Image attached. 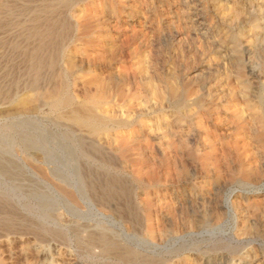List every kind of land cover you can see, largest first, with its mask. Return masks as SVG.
<instances>
[{
  "label": "rangeland",
  "instance_id": "rangeland-1",
  "mask_svg": "<svg viewBox=\"0 0 264 264\" xmlns=\"http://www.w3.org/2000/svg\"><path fill=\"white\" fill-rule=\"evenodd\" d=\"M49 1L58 3L57 0H0V264H264V0H82L70 7L59 3L60 10L55 14L66 21L59 28L60 39L45 53L64 58L63 70L66 58L86 66L80 58H118L119 66L123 64L129 72L137 74V82L129 77L133 83L109 63L103 69L97 64L99 71L88 70L91 72L88 77L94 76L96 81L87 90L79 84L71 91L73 97L82 101L86 98L84 103L91 106L102 100V87L98 92L97 86L105 84L113 89L115 84H120L123 102L114 107L113 114L130 113L131 117L142 100L139 107L142 111L154 104L151 86L168 97L173 89L180 90L186 85L203 97L197 108L199 118L180 120L170 106L159 119L155 114L144 116L143 125L137 123L120 141L108 137L103 130L94 134L88 127L64 116L62 112L70 111V107L57 111L46 104L41 106L43 101L34 84L36 73L32 64L39 43L35 38L37 28L49 27L47 21L52 14L42 11ZM145 60L151 66L150 75L158 72L155 81L145 75L148 66ZM62 69L58 67L50 82H43V99L47 100L54 92L57 100L65 96L61 92ZM46 74L48 78L49 72ZM141 76L147 78L144 77L143 85L138 83ZM40 138L47 140L44 151L39 149ZM133 171L141 177V182L135 180ZM69 189L74 191L71 196ZM108 206L114 208L105 210ZM105 239L112 243H105Z\"/></svg>",
  "mask_w": 264,
  "mask_h": 264
},
{
  "label": "bare ground",
  "instance_id": "bare-ground-1",
  "mask_svg": "<svg viewBox=\"0 0 264 264\" xmlns=\"http://www.w3.org/2000/svg\"><path fill=\"white\" fill-rule=\"evenodd\" d=\"M8 1V0H7ZM34 1V0H33ZM46 1V0H45ZM58 1V3H52L51 1H49L48 2V5H45V7H44V9L42 10V11H44V12H46V13H51L52 15H50L49 17H48V21H47V26H48V24H49V27L48 28H46V29H39V28H37V32H36V35H35V38L37 37L38 39L37 40H39V43H38V46H37V50H36V56H35V63L34 64H32V66H33V69H34V71H35V73H36V78H35V80H34V84H35V87L38 89V91L40 90V99L43 101V103L41 104V106H44L45 104L46 105H48V106H50L51 107V109H53V110H61V108L63 107V108H67V107H70V111H63L62 112V114L64 115V116H66V117H68V118H70V120L71 119H73L77 124H79L80 126L82 125V126H86V127H88V129H90V131L92 132V133H94V134H97L98 132H100V131H104L105 132V134L108 136V137H110V138H113L114 140H117V141H120L121 139H123L124 137H125V132L127 131V130H129L130 128H132V127H134V126H136L137 125V123L138 124H140V125H143V121H142V118L144 117V116H148V115H150V114H155L156 115V118H160L161 117V115H162V113H164V111L168 108V107H170V106H172L173 108H174V110H175V112L178 114L177 116H178V119H188V120H194V119H196V118H199L200 116L198 115V110H197V108H199V105H200V103H201V100H202V96L198 93V91H194V90H192L191 88H189V87H187L186 85H181L182 87L180 88V90H176V89H173L172 90V92H171V94H170V96H166V95H164V93H162L161 95H160V93L158 92L159 90L156 88V87H152L151 86V92H152V95H153V99H154V104H152V105H150V106H147V108H146V106L144 107V108H146V111H142L139 107L142 105L141 104V102L143 101L142 99V101L141 102H139V103H137V106L134 108V115H133V117H131V114L130 113H128L127 115H124V114H121L120 116H115L114 114H113V111H114V107L115 106H118V105H120L122 102H123V100H122V96H121V85L120 84H115V87L113 88V89H111V87H108V86H105V84L104 85H102V86H97L96 87V91H100V89H101V87H102V89H101V92L103 93V95H102V100H99V101H97V102H95L93 105H88L87 103H84L85 101V99L82 101V100H78L76 97H73V95H71V91L74 89V90H76L75 88L77 87V86H79V84H81L85 89L86 88H90L91 87V85H92V83L93 82H95L96 80L94 79V76L93 77H91V78H89L88 77V75H91V72H89L88 70H94L95 72L98 70V67H97V64H100V69H103V67H106V63H109L110 64V66H114L115 68H116V71L118 72V74L120 75L121 73H125L126 74V77H127V80L130 82V80L131 79H129V77L131 78V77H133L132 79H134L136 82H137V74H136V72H129V69L128 68H126L125 66H123V62L124 61H122L121 60V63L120 64H122V65H120L119 66V60H118V58H80V60H81V62L82 63H87L88 64V66H86V65H78L77 64V62H76V60L75 59H73V58H66V69L65 70H63L62 69V63L61 62H64L65 61V59L64 58H57L58 56L57 55H55V54H50V55H47L45 52H47V50H48V48H52L53 47V45H54V42L58 39H60V37H61V32H60V27L65 23V18L64 19H62V18H60V16H57L55 13V11L56 10H60V9H58L59 8V3H61V5H63V7L65 6V7H70L71 5L73 6L74 4L76 5V4H78L80 1H82V0H57ZM93 1V0H92ZM108 1V0H107ZM147 1V0H146ZM11 2V1H10ZM37 2V1H36ZM135 3V2H134ZM137 3V2H136ZM17 5H18V3H16ZM57 4V5H56ZM38 5V4H37ZM90 5V4H89ZM143 5V4H142ZM145 5V4H144ZM12 6V5H11ZM58 6V7H57ZM84 6V5H83ZM133 6V5H132ZM149 6V5H148ZM10 7V6H9ZM32 7V6H31ZM81 7V6H80ZM131 7V6H130ZM133 8V7H132ZM138 8V7H137ZM87 9V8H86ZM98 9V8H97ZM134 9V8H133ZM32 10V9H31ZM30 10V11H31ZM39 10V9H38ZM77 10V9H76ZM137 10V9H136ZM23 11V10H22ZM29 11V12H30ZM37 11V10H36ZM53 11V12H52ZM73 11V10H72ZM91 11V10H90ZM144 11V10H143ZM66 12V11H65ZM64 12V13H65ZM74 12V11H73ZM166 12V11H165ZM170 12V11H169ZM4 13V12H3ZM58 13V12H57ZM101 13V12H100ZM5 14V13H4ZM99 14V13H98ZM103 14V13H102ZM28 15V14H27ZM53 15H55V16H53ZM168 15V14H167ZM25 16V15H24ZM64 16V15H63ZM62 16V17H63ZM70 16V15H69ZM3 17V16H2ZM1 17V18H2ZM17 17V16H16ZM42 17V16H41ZM66 17V16H65ZM102 17V16H101ZM104 17V16H103ZM140 17V16H139ZM144 17V16H143ZM179 17V16H178ZM67 18H68V16H67ZM156 18V17H155ZM169 18H170V16H169ZM24 19V18H23ZM36 20V19H35ZM105 20V19H104ZM4 21V20H3ZM26 21H27V19H26ZM46 21V20H45ZM71 21H73V20H71ZM154 21H155V19H154ZM21 22H22V20H21ZM10 23V22H9ZM45 23V22H44ZM175 23V22H174ZM180 23V22H179ZM2 24V23H1ZM0 24V25H1ZM134 25V24H133ZM126 26V25H125ZM136 26V25H135ZM149 26V25H148ZM138 27V26H137ZM140 27V26H139ZM139 27H138V29H139ZM15 29V28H14ZM99 29V28H98ZM126 29V28H125ZM140 29H142L141 27H140ZM16 31V30H15ZM126 31V30H125ZM124 31V32H125ZM144 31V30H143ZM8 32V31H7ZM93 32V31H92ZM122 32V31H121ZM123 32V33H124ZM145 32V31H144ZM126 33V32H125ZM138 33V32H137ZM147 33V32H146ZM145 33V34H146ZM160 33V32H159ZM26 34V33H25ZM70 34V33H69ZM91 34V33H90ZM128 34V33H127ZM126 34V35H127ZM180 34H181V32H180ZM17 35V34H16ZM15 35V36H16ZM34 35V34H33ZM72 35H73V33H72ZM134 35V34H133ZM133 35H131V36H133ZM139 35V34H138ZM137 35V36H138ZM143 35H144V33H143ZM143 35H142V37H143ZM148 35V34H147ZM94 36V35H93ZM112 36V35H111ZM115 36V35H114ZM124 36V35H123ZM145 36V35H144ZM89 37V36H88ZM95 37V36H94ZM97 37V36H96ZM125 37V36H124ZM124 37H121V38H124ZM129 37V36H128ZM134 37V36H133ZM156 37V36H155ZM25 38V37H24ZM112 38V37H111ZM140 38V37H139ZM153 38V37H152ZM23 39V38H22ZM69 39V38H68ZM97 39V38H96ZM108 39V38H107ZM125 39H126V37H125ZM142 39V38H141ZM146 39V38H145ZM144 39V40H145ZM154 39V38H153ZM21 40V39H20ZM151 40V39H150ZM129 41V40H128ZM149 41V40H148ZM70 42V41H69ZM97 42V41H96ZM108 42H109V40H108ZM120 42V41H119ZM129 42H131V41H129ZM146 42V41H145ZM144 42V43H145ZM33 43V42H32ZM56 43V42H55ZM73 43V42H72ZM105 43V42H104ZM37 44V43H36ZM63 44V43H62ZM139 44V43H138ZM138 44H136V45H138ZM151 44V43H150ZM66 45V44H65ZM120 47V46H119ZM118 47V48H119ZM151 47V46H150ZM56 48H58V45L56 46ZM86 48V47H85ZM142 48V47H141ZM59 49V48H58ZM72 49V48H71ZM122 49V48H121ZM147 49V48H146ZM67 50V49H66ZM124 50V49H123ZM122 50V51H123ZM137 50H138V48H137ZM30 51V50H29ZM117 51V50H116ZM135 51V50H134ZM144 51V50H143ZM127 52V51H126ZM137 52V51H136ZM28 56V55H27ZM63 57V56H62ZM79 57H81V56H79ZM120 57V56H119ZM126 57H128V56H126ZM129 59V58H128ZM172 59V58H171ZM194 59H196V58H194ZM200 59V58H199ZM213 59V58H212ZM79 60V59H78ZM106 60H108L109 62H106ZM126 60V59H125ZM216 60V59H215ZM241 60V59H240ZM239 60V61H240ZM128 61V60H127ZM167 61V60H166ZM170 61V60H169ZM176 61V60H175ZM180 61V60H179ZM201 61V60H200ZM206 61V60H205ZM218 61V60H217ZM145 62H146V60H145ZM159 62V61H158ZM163 62H164V60H163ZM182 62V61H181ZM187 62V61H186ZM127 63V62H126ZM147 64H148V66H146V68L144 69V71H145V75L147 74L148 76H147V78L149 77V68L151 67H149V61L148 62H146ZM154 63V62H153ZM194 63V62H193ZM198 63V62H197ZM209 63V62H208ZM242 63V62H241ZM104 64H105V66H104ZM128 64V63H127ZM155 64V63H154ZM169 64H170V62H169ZM173 64V63H172ZM210 64H212V63H210ZM130 65V64H129ZM180 66V65H179ZM210 66V65H209ZM226 66V65H225ZM58 67L59 68H61L62 69V73H61V77H62V91L61 92H64V95L65 96H63V98L62 97H60L58 100L55 98V94L54 93H56V92H54V93H51L49 96H48V99L47 100H45V99H43L42 98V95H43V93H42V91L44 90V86H43V82L45 81V82H50L51 80H52V78H53V76L56 74V72H57V69H58ZM156 67H158V66H156ZM156 67H153V68H156ZM163 67V66H162ZM189 67V66H188ZM240 67V66H239ZM30 68V67H29ZM160 68V67H159ZM158 68V69H159ZM165 68V67H164ZM176 68H177V66H176ZM227 68V67H226ZM110 69V68H109ZM181 69V68H180ZM187 69V68H186ZM210 69H211V67H210ZM105 70V69H104ZM152 70V69H151ZM156 70V69H155ZM162 70H163V68H162ZM167 70V69H166ZM189 70V69H188ZM33 71V70H32ZM99 71V70H98ZM132 71V70H131ZM185 71V70H184ZM213 71V70H212ZM227 71V70H226ZM28 72V71H27ZM46 72H49V74H48V78H47V74H46ZM152 72V71H151ZM164 72V71H163ZM177 72V71H176ZM180 72V71H179ZM209 72H210V70H209ZM225 72V71H224ZM156 73H158V72H156V71H154L151 75H150V80H154L155 79V75L157 76V74ZM162 73V72H161ZM172 73V72H171ZM174 73V72H173ZM183 73V72H182ZM200 73V72H199ZM198 73V74H199ZM214 73V72H213ZM212 73V74H213ZM45 74H46V77H45ZM201 74V73H200ZM225 74V73H224ZM104 75V74H103ZM108 75H109V73H108ZM114 75H115V73H114ZM119 75H118V78L120 79V77H119ZM130 75H132V76H130ZM163 75H165V73L163 74ZM173 75H175V74H173ZM178 75V74H177ZM177 75H176V77H177ZM202 75H203V73H202ZM226 75V74H225ZM224 75V76H225ZM26 76V75H25ZM191 76V75H190ZM201 76V75H200ZM59 77V76H58ZM58 77L56 78V79H58ZM110 77V76H109ZM116 77V76H115ZM144 77L145 76H141V78L140 77H138V79L140 80V81H138V83H140V85H143L144 83H143V81H144ZM180 77H181V75H180ZM230 77V76H229ZM105 78V77H104ZM123 78V77H122ZM146 78V77H145ZM146 78V79H147ZM159 78V77H158ZM168 78V77H167ZM171 78V77H170ZM202 78V80H203V77H201ZM109 79H111V78H109ZM113 79V78H112ZM124 79V78H123ZM172 79H173V77H172ZM216 79V78H215ZM222 79V78H221ZM224 79V78H223ZM27 80V79H26ZM125 80V79H124ZM152 80V81H153ZM165 80V79H164ZM164 80H162V81H164ZM225 80V79H224ZM226 80H227V78H226ZM229 80V79H228ZM32 81V80H31ZM112 81V80H111ZM126 81V80H125ZM132 81V80H131ZM147 81V80H146ZM155 81V80H154ZM161 81V82H162ZM193 81V80H192ZM53 82V81H52ZM123 82V81H122ZM133 82V81H132ZM158 82V81H157ZM167 82V81H166ZM169 82V81H168ZM171 82H172V80H171ZM173 82H175V81H173ZM179 82V81H178ZM134 83V82H133ZM137 83V84H138ZM146 83V82H145ZM150 83V82H149ZM159 83V82H158ZM191 83V82H190ZM193 83V82H192ZM191 83V84H192ZM205 83V82H204ZM222 83H223V81H222ZM153 84H154V82H153ZM160 84V83H159ZM158 84V85H159ZM179 84V83H178ZM180 84H181V82H180ZM224 84V83H223ZM226 84V83H225ZM51 85V84H50ZM54 85V84H53ZM150 85V84H149ZM155 85V84H154ZM162 85V84H161ZM164 85V84H163ZM29 86V85H28ZM111 86V85H110ZM135 86H136V84H135ZM169 86V85H168ZM194 86V85H193ZM210 86V85H209ZM208 86V87H209ZM128 87V86H127ZM137 87V86H136ZM145 87V86H144ZM161 87V86H160ZM159 87V88H160ZM226 87V86H225ZM224 87V88H225ZM28 88V87H27ZM80 88V87H79ZM197 88V87H196ZM195 88V89H196ZM216 88V87H215ZM214 88V90H216ZM127 89V88H126ZM222 89V88H221ZM227 89V88H226ZM87 90V89H86ZM139 90V89H138ZM210 90V89H209ZM225 90V89H224ZM223 90V92H225ZM230 90V89H229ZM37 91V92H38ZM54 91H56V90H54ZM90 91V90H89ZM142 92H143V90H141ZM146 91V90H145ZM161 91H162V88H161ZM164 91V90H163ZM202 91V90H201ZM228 91V90H227ZM13 92V91H12ZM37 92H35L36 94H37ZM48 92V91H47ZM82 92V91H81ZM149 92H150V90H149ZM232 92V91H231ZM138 93H140V92H138ZM35 94V95H36ZM48 94V93H47ZM63 94V93H62ZM83 94V93H82ZM143 94V93H142ZM142 94H141V98H143L142 97ZM166 94V93H165ZM222 94V93H221ZM34 95V96H35ZM135 95V97H137L138 95H137V93H135L134 94ZM146 95V94H145ZM208 95V94H207ZM225 96L227 95V94H224ZM231 95V94H230ZM233 95V94H232ZM235 95V94H234ZM237 95V94H236ZM30 96H32V95H30ZM211 96H212V94H211ZM216 96V95H215ZM221 96H223V95H221ZM139 97V96H138ZM137 97V98H138ZM145 97V96H144ZM150 97V96H149ZM207 97V96H206ZM127 98V97H126ZM136 98V99H137ZM217 98V97H216ZM215 98V99H216ZM223 98V97H222ZM228 98V97H227ZM232 98V97H231ZM92 99V98H91ZM125 99V98H124ZM150 99V98H149ZM220 99V98H219ZM93 100V99H92ZM126 100V99H125ZM130 100V99H129ZM206 100V99H205ZM229 100H231V99H229ZM150 101V100H149ZM222 101H223V99H222ZM244 101V100H243ZM242 100H241V102L242 103H244ZM89 102V101H88ZM152 102V101H151ZM217 102V101H216ZM229 102V101H228ZM40 103H41V101H40ZM213 103V102H212ZM214 103H215V101H214ZM227 103V102H226ZM229 104V103H228ZM228 104H227V107H225V109H227L228 110ZM235 105V104H234ZM232 106V105H231ZM242 106V105H241ZM36 107V106H35ZM46 107V106H45ZM125 108H126V106H125ZM142 108V107H141ZM143 108V109H144ZM208 108V107H207ZM244 109H245V107H243ZM169 109V108H168ZM35 110V109H34ZM37 110V109H36ZM57 110V111H58ZM170 110V109H169ZM169 110H167V111H169ZM221 110H223V109H221ZM218 111V110H217ZM220 111V110H219ZM218 111V112H219ZM201 112V111H200ZM218 112H217V114H218ZM245 112V111H244ZM167 113V112H166ZM175 113V114H176ZM50 114V113H49ZM52 114V113H51ZM50 114V115H51ZM206 114V113H205ZM37 115V114H36ZM42 115V114H41ZM44 115H46V114H44ZM165 115V114H164ZM230 115V114H229ZM228 115V116H229ZM35 116V115H34ZM220 116V115H219ZM24 117V116H23ZM37 117V116H36ZM152 117V116H151ZM166 117H167V115H166ZM209 117V116H208ZM226 117V116H225ZM145 118V117H144ZM147 118V117H146ZM153 118V117H152ZM164 118V117H163ZM223 118V117H222ZM232 118V117H231ZM63 119H64V117H63ZM204 119V118H203ZM61 120V119H60ZM170 120V119H169ZM202 120V119H201ZM205 120V119H204ZM213 120H216L215 119V117H214V119ZM225 120H226V118H225ZM41 121V120H40ZM50 121V120H49ZM148 121V120H147ZM222 121V120H221ZM233 121V120H232ZM74 122V123H75ZM169 122V121H168ZM202 122V121H201ZM208 122V121H207ZM40 123V122H39ZM59 123V122H58ZM62 123H64V122H62ZM73 123V124H74ZM182 123H184V122H182ZM220 123V122H219ZM223 123V122H222ZM24 124H25V122H24ZM67 124V123H66ZM72 124V125H73ZM192 124V123H191ZM40 125V124H39ZM50 125V124H49ZM63 125V124H62ZM139 125V126H140ZM146 125V124H145ZM148 125V124H147ZM184 125V124H183ZM194 125V124H193ZM192 125V126H193ZM196 125V124H195ZM225 125V124H224ZM30 126V125H29ZM64 126V125H63ZM71 126V125H70ZM171 126V125H170ZM187 126V125H186ZM208 126V125H207ZM233 126V125H232ZM74 127V126H73ZM146 127V126H145ZM151 127V126H150ZM216 127V126H215ZM219 127V126H218ZM234 127V126H233ZM232 127V128H233ZM23 128H25V127H23ZM36 128V127H35ZM139 128V127H138ZM147 128V127H146ZM145 128V129H146ZM154 128V127H153ZM162 128V127H161ZM160 128V129H161ZM172 128V127H171ZM184 128V127H183ZM196 128V127H195ZM223 128V127H222ZM59 129V128H58ZM140 129V128H139ZM141 129H143V128H141ZM164 129V128H163ZM173 129V128H172ZM172 129H170V130H172ZM245 129V128H244ZM41 130V129H40ZM68 130V129H67ZM132 130V129H131ZM135 130V129H134ZM147 130V129H146ZM176 130V129H175ZM183 130V129H182ZM186 130V129H185ZM202 130H204V129H202ZM241 130V129H240ZM246 130V129H245ZM244 130V131H245ZM24 131V130H23ZM177 131V130H176ZM77 132V131H76ZM145 132V131H144ZM180 132L181 131H179V134H180ZM194 132V131H193ZM213 132H214V130H213ZM213 132H212V134H213ZM226 132V131H225ZM224 132V133H225ZM139 133V132H138ZM154 133V132H153ZM174 133V132H173ZM206 133H208V132H206ZM219 133V132H218ZM217 133V134H218ZM228 133V132H227ZM233 133V132H232ZM241 133V132H240ZM73 134H74V132H73ZM137 134V133H136ZM149 134H151V133H149ZM177 134V133H176ZM186 134V133H185ZM199 134V133H198ZM235 134V133H234ZM130 135V134H129ZM192 135V134H191ZM227 135H229V134H227ZM243 135V134H242ZM78 136V135H77ZM87 136H89V135H87ZM157 136V135H156ZM165 136V135H164ZM168 136V135H167ZM173 136H175V135H173ZM187 136V135H186ZM189 136V135H188ZM194 136H195V134H194ZM193 136V137H194ZM200 136V135H199ZM214 136V135H213ZM22 137V136H21ZM76 137V136H75ZM80 137V136H79ZM84 137V136H83ZM93 137V136H92ZM106 137V136H105ZM104 137V138H105ZM133 137V136H132ZM138 137V136H137ZM171 137V136H170ZM232 137V136H231ZM23 138V137H22ZM25 138V137H24ZM57 138V137H56ZM72 138V137H71ZM169 138V137H168ZM172 138V137H171ZM177 138V137H176ZM183 138V137H182ZM191 138V137H190ZM218 139H219V137H217ZM228 138V137H227ZM27 139V138H26ZM60 139H62V138H60ZM64 139V138H63ZM81 139V138H80ZM85 139V138H84ZM162 139V138H161ZM220 139H222V138H220ZM237 139V138H236ZM28 140V139H27ZM73 140V139H72ZM76 140V139H75ZM89 140V139H88ZM94 140V139H93ZM96 140V139H95ZM107 140H109V138H107ZM158 140V139H157ZM163 140V139H162ZM170 140V139H169ZM189 140V139H188ZM191 140V139H190ZM193 140V139H192ZM195 140H196V138H195ZM74 141V140H73ZM105 141V140H104ZM144 141V140H143ZM152 141V140H151ZM160 141V140H159ZM200 141V140H199ZM77 142V141H76ZM88 142V141H87ZM86 142V143H87ZM92 142V141H91ZM90 142V143H91ZM95 142H97V140L95 141ZM184 142V141H183ZM192 142V141H191ZM22 143V142H21ZM47 143V140L45 139V138H40L39 139V143L38 144H40L41 145V147L39 148L40 150H43L44 151V149L47 147L45 144ZM73 143V142H72ZM82 143H84V142H82ZM85 143V144H86ZM94 143V142H93ZM161 143V142H160ZM197 143H199L198 141H197ZM218 143V142H217ZM247 143V142H246ZM68 144V143H67ZM106 144V143H105ZM135 144V143H134ZM153 144V143H152ZM186 144V143H185ZM241 144V143H240ZM71 145H74V144H71ZM88 145H90V144H88ZM104 145V144H103ZM143 145V144H142ZM154 145V144H153ZM196 145V144H195ZM83 146V145H82ZM93 146V145H92ZM133 146V145H132ZM222 146H223V144H222ZM225 146V145H224ZM239 146V145H238ZM247 146V145H246ZM75 147V146H74ZM94 147V146H93ZM123 147V146H122ZM156 147V146H155ZM197 147V146H196ZM200 147V146H199ZM211 147V146H210ZM214 147V146H213ZM215 147H217V146H215ZM232 147V146H231ZM27 148V147H26ZM38 148V147H37ZM106 148H107V146H106ZM116 148V147H115ZM118 148V147H117ZM116 148V149H117ZM150 148H151V146H150ZM168 148V147H167ZM175 148V147H174ZM205 148V147H204ZM209 148V147H208ZM241 148H243V147H241ZM54 149V148H53ZM86 149V148H85ZM85 149H83V150H85ZM95 149H96V147H95ZM139 149V148H138ZM137 149V150H138ZM156 149V148H155ZM157 149H158V147H157ZM156 149V150H157ZM187 149V148H186ZM206 149V148H205ZM211 149V148H210ZM217 149H219V148H217ZM232 149H233V147H232ZM244 149V148H243ZM242 149V150H243ZM73 150V149H72ZM99 150V149H98ZM115 150V149H114ZM118 150V149H117ZM199 150H200V148H199ZM240 150V149H239ZM91 151V150H90ZM94 151V150H93ZM204 151V150H203ZM213 151V150H212ZM215 151H217V150H215ZM244 151V150H243ZM242 151V152H243ZM49 152V151H48ZM87 152V151H86ZM175 152V151H174ZM189 152V151H188ZM225 152V151H224ZM53 153V152H52ZM73 153H75V151H73ZM93 153V152H92ZM160 153V152H159ZM178 153V152H177ZM232 153V152H231ZM240 153V152H239ZM62 154V153H61ZM86 154V153H85ZM144 154H145V152H144ZM237 154V153H236ZM95 155V154H94ZM154 155H156V154H154ZM234 155V154H233ZM47 157H48V155H46ZM64 156V155H63ZM97 156V155H96ZM122 156V155H121ZM145 156V155H144ZM160 156V155H159ZM178 156V155H177ZM223 156V155H222ZM43 157V156H42ZM71 157V156H70ZM80 157V156H79ZM94 157V156H93ZM161 157V156H160ZM164 157H166V156H164ZM180 157V156H179ZM40 158H41V156H40ZM55 158V157H54ZM58 158V157H57ZM61 158V157H60ZM60 158L58 159V160H60ZM84 158H85V156H84ZM97 158H99V159H103V158H100V157H97ZM139 158V157H138ZM145 158V157H144ZM150 158V157H149ZM151 158H152V155H151ZM158 158V157H157ZM170 158H172V157H169V159ZM37 159V158H36ZM65 159H67V158H65ZM77 159V158H76ZM83 159V158H82ZM122 159V158H121ZM120 159V160H121ZM140 159V158H139ZM159 159V158H158ZM162 159V158H161ZM222 159L224 160V158L222 157ZM237 159H238V157H237ZM48 160V159H47ZM53 160V159H52ZM90 160V159H89ZM152 160H153V158H152ZM186 160V159H185ZM191 160V159H190ZM242 160H243V158H242ZM96 161V160H95ZM103 161H106V160H102V162ZM122 161V160H121ZM172 160H169V162H171ZM175 161V160H174ZM107 162H108V160H107ZM149 162V161H148ZM151 162V161H150ZM162 162V161H161ZM176 162H177V160H176ZM222 162V161H221ZM239 162V161H238ZM47 163V162H46ZM58 163V162H57ZM93 163V162H92ZM101 163V162H100ZM156 163V162H155ZM158 163V162H157ZM166 163H168V162H166ZM179 163V162H178ZM240 163V162H239ZM54 164V163H53ZM75 164V163H74ZM82 164V163H81ZM94 164V163H93ZM115 164V163H114ZM113 164V165H114ZM150 164H152V163H150ZM154 164V163H153ZM160 164V163H159ZM163 164V163H162ZM212 164V163H211ZM244 164V163H243ZM56 165V164H55ZM65 165V164H64ZM69 165V164H68ZM83 165V164H82ZM103 165V164H102ZM108 165V164H107ZM117 165H118V163H117ZM144 165V164H143ZM174 165V164H173ZM180 165V164H179ZM209 165V164H208ZM220 165V164H219ZM231 165V164H230ZM52 166V165H51ZM59 166H61V165H59ZM66 166H67V164H66ZM81 166V165H80ZM115 166V165H114ZM157 166V165H156ZM162 166V165H161ZM190 166V165H189ZM221 166V165H220ZM223 166V165H222ZM49 167L50 166H48V169H49ZM62 167V166H61ZM75 167V166H74ZM85 167V166H84ZM101 167V166H100ZM144 167H146L145 165H144ZM157 167H159V165L157 166ZM170 167H172V166H170ZM175 167V166H174ZM182 167V166H181ZM244 167V166H243ZM35 168V167H34ZM37 168H38V166H37ZM36 168V169H37ZM64 168V167H63ZM113 168V167H112ZM111 168V169H112ZM143 168V167H142ZM163 169H165L164 167H162ZM176 168V167H175ZM188 168V167H187ZM245 168V167H244ZM47 169V170H48ZM54 169V168H53ZM56 169V168H55ZM110 169V168H109ZM155 169V168H154ZM161 169V168H160ZM192 169V168H191ZM223 169V168H222ZM60 170V169H59ZM76 170V169H75ZM79 170V169H78ZM169 170V169H168ZM179 170V169H178ZM177 170V171H178ZM182 170V169H181ZM189 170V169H188ZM224 170V169H223ZM41 171V170H40ZM43 171V170H42ZM54 171H56V170H54ZM60 171H63V170H60ZM129 171V170H128ZM196 171V170H195ZM201 171V170H200ZM208 171V170H207ZM103 172V171H102ZM116 172V171H115ZM119 172V171H118ZM122 172V171H121ZM131 172V171H130ZM167 172V171H166ZM176 172V171H175ZM39 173V172H38ZM46 173V172H45ZM85 173V172H84ZM100 173V172H99ZM123 173V172H122ZM135 173V175H133V177L135 178V180H137V181H140L141 180V177L138 175V174H136V172H134L133 171V174ZM162 173H163V171H162ZM165 173V172H164ZM164 173H163V175H164ZM191 173V172H190ZM42 174V173H41ZM47 174V173H46ZM64 174H65V172H64ZM73 174V173H72ZM78 174H79V172H78ZM90 174V173H89ZM178 174H179V171H178ZM199 174V173H198ZM204 173H202V175H203ZM210 174V173H209ZM214 174H215V171H214ZM229 174V173H228ZM71 175V174H70ZM74 175V174H73ZM88 175V174H87ZM94 175V174H93ZM100 175H101V173H100ZM107 175V174H106ZM162 175V174H161ZM173 175V174H172ZM48 176V175H47ZM117 176V175H116ZM132 176V175H131ZM201 176V175H200ZM211 176V175H210ZM210 176H209V178H210ZM250 176V175H249ZM51 177H53V175L51 176ZM60 177V176H59ZM63 177H64V175H63ZM66 177V176H65ZM68 177V176H67ZM93 177V176H92ZM97 177V176H96ZM105 177V176H104ZM111 177V176H110ZM175 177H176V175H175ZM179 177H181V176H178V179H179ZM47 178V177H46ZM45 178V179H46ZM109 178V177H108ZM38 179H39V177H38ZM43 179V178H42ZM47 179H49V178H47ZM51 179V178H50ZM53 179V178H52ZM63 179V178H62ZM89 179V178H88ZM105 179V178H104ZM170 179H171V177H170ZM181 179V178H180ZM189 179V178H188ZM226 179V178H225ZM41 180V179H40ZM75 180V179H74ZM77 180H78V178H77ZM112 180V179H111ZM197 181L196 182H198V180L199 179H196ZM215 180V179H214ZM224 180V179H223ZM67 181V180H66ZM69 181V180H68ZM72 181V180H71ZM70 181V182H71ZM123 181V180H122ZM165 181V180H164ZM174 181V180H173ZM185 181V180H184ZM184 181H182V182H184ZM191 181V180H190ZM200 181V180H199ZM45 182H46V180H45ZM55 182V181H54ZM64 182V181H63ZM78 182V181H77ZM88 182V181H87ZM141 182V181H140ZM169 182V181H168ZM214 182H216V180L214 181ZM219 182H221V180L219 181ZM226 182H227V179H226ZM57 183V182H56ZM67 183V182H66ZM101 183V182H100ZM105 183V182H104ZM139 183V182H138ZM147 183V182H146ZM224 183H225V181H224ZM228 183V182H227ZM51 184H53V183H51ZM55 184V183H54ZM96 184H99V182L98 183H96ZM112 184V183H111ZM172 184V183H171ZM218 184V183H217ZM226 184V183H225ZM61 185H63V184H61ZM100 185H102V184H100ZM99 185V186H100ZM130 185H131V183H130ZM148 185V184H147ZM161 185V184H160ZM164 185V184H163ZM40 186V185H39ZM43 186H45L44 184H43ZM90 186V185H89ZM108 186V185H107ZM111 186V185H110ZM143 186V185H142ZM225 186V185H224ZM63 187V186H62ZM73 187V186H72ZM84 187V186H83ZM137 187V186H136ZM152 187H153V185H152ZM166 187V186H165ZM184 187V186H183ZM200 187V186H199ZM226 187V186H225ZM225 187H223V188H225ZM45 188V187H44ZM52 188V187H51ZM54 188H55V186H54ZM53 188V189H54ZM60 188V187H59ZM67 188V187H66ZM65 188V192H66V189ZM98 188V187H97ZM118 188H119V186H118ZM124 188V187H123ZM197 188V187H196ZM204 188V187H203ZM210 188V187H209ZM219 188V187H218ZM220 188H222V187H220ZM40 189V188H39ZM57 189V188H56ZM62 189V188H61ZM61 189H60V191H61ZM104 189V188H103ZM38 190V189H37ZM36 190V191H37ZM45 190V189H44ZM43 190V191H44ZM55 190V189H54ZM96 190V189H95ZM136 190V189H135ZM153 190V189H152ZM223 190V189H222ZM59 191V192H60ZM62 191H64V190H62ZM61 191V192H62ZM69 191H71L70 189H69ZM86 191V190H85ZM90 191V190H89ZM130 191V190H129ZM134 191V190H133ZM213 191V190H212ZM219 191H221V190H219ZM41 192H42V190H41ZM60 192V193H61ZM72 192H74V191H71V193H70V196H71V194H72ZM78 192V191H77ZM91 192V191H90ZM89 192V193H90ZM140 192V191H139ZM216 192V191H215ZM226 192V191H225ZM51 193V192H50ZM55 193V192H54ZM78 193H80V192H78ZM96 193V192H95ZM106 193H108L107 192V190H106ZM137 193V192H136ZM142 193V192H141ZM209 193V192H208ZM214 193V192H213ZM229 193V192H228ZM232 193V192H231ZM244 193V192H243ZM35 194V193H34ZM47 194H48V192H47ZM100 194V193H99ZM105 194V193H104ZM145 194V193H144ZM151 194V193H150ZM206 194H207V192H206ZM217 194V193H216ZM222 194V193H221ZM227 194V193H226ZM38 195V194H37ZM56 195V194H55ZM58 195V194H57ZM64 195V194H63ZM66 195V194H65ZM64 195V196H65ZM79 195V194H78ZM81 195V194H80ZM98 195V194H97ZM109 195V194H108ZM121 195V194H120ZM143 195V194H142ZM198 195H199V193H198ZM44 196V195H43ZM51 196V195H50ZM70 196H68V197H70ZM75 195L73 194V197H74ZM82 196V195H81ZM86 196H87V194H86ZM93 196V195H92ZM94 196H96V195H94ZM101 196V195H100ZM103 196V195H102ZM144 196V195H143ZM162 196V195H161ZM217 196V195H216ZM222 196V195H221ZM220 196V197H221ZM228 196V195H227ZM45 197V196H44ZM53 197V196H52ZM62 197V196H61ZM107 197V196H106ZM115 197H117V196H115ZM213 197V196H212ZM48 198V197H47ZM66 198V197H65ZM64 198V199H65ZM75 198H77V197H74V199ZM83 198V197H82ZM95 198V197H94ZM104 198V197H103ZM152 198V197H151ZM164 198V197H163ZM162 198V199H163ZM208 198V197H207ZM210 198V197H209ZM219 198V197H218ZM41 199V198H40ZM55 199V198H54ZM63 199V198H62ZM80 199V198H79ZM96 199V198H95ZM110 199V198H109ZM111 199H112V197H111ZM118 199V198H117ZM116 199V200H117ZM124 199V198H123ZM133 199V198H132ZM161 199V200H162ZM165 199V198H164ZM173 199V198H172ZM227 199V198H226ZM61 200V199H60ZM59 200V201H60ZM68 200V199H67ZM72 200H73V198H72ZM82 200H85V199H82ZM100 200V199H99ZM101 200H102V198H101ZM107 200V199H106ZM152 200H154V199H152ZM156 200H157V198H156ZM174 200H175V198H174ZM196 200H198V198L196 199ZM195 200V201H196ZM218 200V199H217ZM44 201V200H43ZM46 201V200H45ZM65 201V200H64ZM75 201H77V202H79L78 201V199L77 200H75ZM93 201H94V199H93ZM97 201V200H96ZM111 201V200H110ZM122 201V200H121ZM125 201V200H124ZM135 201V200H134ZM194 201V200H193ZM199 201V200H198ZM216 201V200H215ZM214 201V202H215ZM218 201H220V200H218ZM224 201H226V200H224ZM40 202V201H39ZM42 202V201H41ZM80 202H81V200H80ZM79 202V203H80ZM89 202H91L90 200H89ZM120 202V201H119ZM157 202H159V201H157ZM157 202H155V203H157ZM172 202V201H171ZM200 202V201H199ZM198 202V203H199ZM45 203V202H44ZM51 203V202H50ZM53 203V202H52ZM66 203H67V201H66ZM125 203V202H124ZM131 203H133V202H131ZM130 203V204H131ZM190 203V202H189ZM218 203V202H217ZM34 204V203H33ZM36 204V203H35ZM39 204V203H38ZM54 204V203H53ZM59 204V203H58ZM77 204V203H76ZM81 204V203H80ZM97 205H100L99 204V202L97 201V203H96ZM103 204H105V202L103 203ZM113 204V203H112ZM154 204V203H153ZM159 204H161V203H159ZM168 204V203H167ZM188 204V203H187ZM195 204V203H194ZM42 205H44V204H42ZM46 205V204H45ZM89 205V204H88ZM94 205H95V203H94ZM94 205H93V207H94ZM114 205V204H113ZM164 205V204H163ZM166 205V204H165ZM191 205V204H190ZM222 205V204H221ZM57 206V205H56ZM58 206H60V205H58ZM80 206V205H79ZM85 206V205H84ZM87 206V205H86ZM156 206L157 205H155V208H156ZM159 206V205H158ZM162 206V205H161ZM177 206V205H176ZM195 206H197V205H195ZM28 207V206H27ZM39 207H40V205H39ZM43 207V206H42ZM47 207V206H46ZM53 207H55L54 205H53ZM62 207V206H61ZM78 207V206H77ZM101 207V206H100ZM106 207H107V205H106ZM111 207H113V206H111ZM111 207H109L108 206V208L107 209H105V210H109V208H111ZM160 207V206H159ZM170 207V206H169ZM218 207V206H217ZM90 208V207H89ZM96 208V207H95ZM98 208V207H97ZM114 208V207H113ZM161 208H164V207H161ZM177 208H179V206H177ZM197 208V207H196ZM226 208V207H225ZM38 209V208H37ZM39 209H41V208H39ZM53 209V208H52ZM60 209V208H59ZM92 208H90L89 210H91ZM103 209V208H102ZM101 209V210H102ZM116 209V208H115ZM118 209V208H117ZM124 209V208H123ZM56 210V209H55ZM83 210H85V208L83 209ZM104 210V209H103ZM104 210V211H105ZM111 210V209H110ZM158 210V209H157ZM156 210V211H157ZM44 211V210H43ZM49 211V210H48ZM57 211V210H56ZM61 211V210H60ZM82 211V210H81ZM85 211H88V209L87 210H85ZM84 211V212H85ZM98 211H100V210H98ZM117 211V210H116ZM120 211V210H119ZM132 211H133V209H132ZM152 211H153V209H152ZM165 211V210H164ZM171 211H172V209H171ZM180 211V210H179ZM192 211V210H191ZM198 211V210H197ZM220 211V210H219ZM225 211V210H224ZM223 211V213H225ZM39 212V211H38ZM46 212V211H45ZM55 212V211H54ZM62 212V211H61ZM68 212V211H67ZM95 212V211H94ZM109 212V211H108ZM111 212H112V210H111ZM110 212V213H111ZM166 212V211H165ZM177 212V211H176ZM181 212V211H180ZM195 212V211H194ZM50 213V212H49ZM53 213V212H52ZM90 213V212H89ZM103 213V212H102ZM106 213H107V211H106ZM121 213V212H120ZM155 213V212H154ZM157 213V212H156ZM159 213H161V212H159ZM171 213V212H170ZM229 213V212H228ZM37 214V213H36ZM42 214V213H41ZM44 214V213H43ZM70 214V213H69ZM84 214V213H83ZM101 214V213H100ZM99 214V215H100ZM119 214V213H118ZM126 214V213H125ZM168 214V213H167ZM50 215H51V213H50ZM57 215V214H56ZM72 215V214H71ZM89 215V214H88ZM95 215V214H94ZM102 215V214H101ZM100 215V216H101ZM104 215V214H103ZM109 215V214H108ZM107 215V216H108ZM115 215V214H114ZM117 215V214H116ZM128 215V214H127ZM137 215V214H136ZM154 215V214H153ZM166 215V214H165ZM169 215V214H168ZM176 215V214H175ZM46 216H48V215H46ZM68 216V215H67ZM73 216V215H72ZM85 216H86V218H87V215L85 214L84 215V219H86L85 218ZM90 216V215H89ZM96 216H97V214H96ZM95 216V217H96ZM118 216V215H117ZM120 216V215H119ZM184 216V215H183ZM39 217V216H38ZM50 217H52V216H50ZM49 217V218H50ZM61 217V216H60ZM104 217V216H103ZM123 217V216H122ZM136 217V216H135ZM177 217V216H176ZM190 217V216H189ZM41 218H43V217H41ZM46 218V217H45ZM48 218V219H49ZM53 218H55V217H53ZM77 218H78V216H77ZM80 218V217H79ZM78 218V219H79ZM99 218V217H98ZM101 218V217H100ZM108 218V217H107ZM115 219H116V217H114ZM124 218V217H123ZM129 219H130V217H128ZM173 219L175 218V217H172ZM181 218H182V216H181ZM180 218V219H181ZM185 218V217H184ZM40 219V218H39ZM57 219V218H56ZM55 219V220H56ZM59 219V218H58ZM61 219V218H60ZM73 219H75V218H73ZM96 219V218H95ZM109 219H112L111 217L109 218ZM134 219V218H133ZM186 219V218H185ZM105 220V219H104ZM106 220H108V219H106ZM113 220V219H112ZM118 220V219H117ZM116 220V221H117ZM131 220V219H130ZM144 220V219H143ZM163 220V219H162ZM45 220L43 219V222H44ZM52 221V220H51ZM57 221V220H56ZM74 221V220H73ZM76 221V220H75ZM78 221V220H77ZM115 221V220H114ZM126 221H127V219H126ZM129 221V220H128ZM134 221H136V220H134ZM156 221V220H155ZM192 221V220H191ZM68 222V221H67ZM119 222V221H118ZM145 222V221H144ZM151 222V221H150ZM165 222H166V220H165ZM197 222V221H196ZM42 223V222H41ZM50 223V222H49ZM59 223V222H58ZM66 223V222H65ZM99 223V222H98ZM101 223H103V222H101ZM106 223V222H105ZM163 223V222H162ZM189 223H191V222H189ZM52 224V223H51ZM124 224H125V222H124ZM137 224H139V223H137ZM165 224V223H164ZM192 224V223H191ZM54 225V224H53ZM60 225V224H59ZM70 225V224H69ZM75 225V224H74ZM73 225V226H74ZM112 225V224H111ZM120 225V224H119ZM154 225V224H153ZM160 225V224H159ZM194 225V224H193ZM198 225V224H197ZM86 226V225H85ZM117 226V225H116ZM115 226V227H116ZM155 226V225H154ZM163 226V225H162ZM190 226V225H189ZM39 227V226H38ZM40 227H42V226H40ZM45 227V226H44ZM53 227V226H52ZM56 227V226H55ZM76 227V226H75ZM112 227H113V225H112ZM120 227V226H119ZM156 227V226H155ZM155 227H153V229L155 228ZM192 227V226H191ZM37 228V227H36ZM61 228V227H60ZM125 228V227H124ZM42 229V228H41ZM52 229V228H51ZM123 229V228H122ZM135 229V228H134ZM53 230V229H52ZM55 230V229H54ZM59 230V229H58ZM128 230H130V229H128ZM37 231H38V229H37ZM61 231V230H60ZM72 231H73V228H72ZM100 231V230H99ZM121 231V230H120ZM126 231V230H125ZM162 231V230H161ZM46 232V231H45ZM122 232V231H121ZM152 232V231H151ZM216 232V231H215ZM226 232V231H225ZM51 233H53V232H51ZM54 233H56V232H54ZM126 233V232H125ZM128 233H130V232H128ZM162 233V232H161ZM50 234V233H49ZM57 234V233H56ZM61 234V233H60ZM97 234V233H96ZM205 234V233H204ZM207 234V233H206ZM43 235V234H42ZM63 235V234H62ZM61 235V236H62ZM121 235V234H120ZM160 235V234H159ZM184 235V234H183ZM188 235V234H187ZM191 235V234H190ZM189 235V236H190ZM199 235H202L201 233L199 234ZM211 235V234H210ZM57 236V235H56ZM72 236V235H71ZM123 236H124V234H123ZM139 236V235H138ZM160 236H162V235H160ZM204 236V235H203ZM206 236V235H205ZM215 236V235H214ZM224 236V235H223ZM42 237V236H41ZM44 237V236H43ZM58 237V236H57ZM156 237V236H155ZM211 237V236H210ZM47 238V237H46ZM61 238V237H60ZM59 238V239H60ZM63 238V237H62ZM119 238V237H118ZM131 238V237H130ZM157 238V237H156ZM185 238V237H184ZM192 238V237H191ZM226 238V237H225ZM42 239V238H41ZM40 239V240H41ZM44 239V238H43ZM51 239V238H50ZM129 239V238H128ZM133 239V238H132ZM146 239V238H145ZM162 239V238H161ZM165 239V238H164ZM170 239V238H169ZM173 239V238H172ZM183 239V238H182ZM187 239V238H186ZM227 239V238H226ZM54 239H52V241H53ZM74 240V239H73ZM124 240V239H123ZM153 240H154V238H153ZM179 240V239H178ZM191 240V239H190ZM201 240V239H200ZM57 241V240H56ZM61 241V240H60ZM64 241V240H63ZM136 241H137V239H136ZM160 241V240H159ZM161 241H163V240H161ZM165 241V240H164ZM193 241V240H192ZM208 241V240H207ZM206 241V242H207ZM44 242V241H43ZM74 241H72V243H73ZM116 242H117V240H116ZM141 242V241H140ZM147 242V241H146ZM184 242V241H183ZM187 243H188V241H186ZM196 242V241H195ZM49 243V242H48ZM59 243V242H58ZM63 243V242H62ZM66 243V242H65ZM78 243V242H77ZM77 243H76V245H77ZM96 243V242H95ZM105 243H107V244H110V243H112V242H110V240H108V239H105ZM137 243H139V242H137ZM143 243H144V240H143ZM156 243H157V241H156ZM161 243V242H160ZM175 242H173V244H174ZM177 243V242H176ZM50 244V243H49ZM61 244V243H60ZM74 244V243H73ZM106 244V245H107ZM135 244V243H134ZM141 244V243H140ZM170 244V243H169ZM192 244V243H191ZM51 245V244H50ZM66 245V244H65ZM64 245V246H65ZM68 245V244H67ZM81 245V244H80ZM100 245V244H99ZM131 245V244H130ZM146 245V244H145ZM148 245V244H147ZM155 245V244H154ZM159 245V244H158ZM52 246V245H51ZM82 246V245H81ZM84 246H86V245H84ZM104 246V245H103ZM165 246V245H164ZM56 247V246H55ZM67 247V246H66ZM70 247V246H69ZM98 247V246H97ZM142 247V246H141ZM156 247V246H155ZM81 248V247H80ZM86 248V247H85ZM93 248V247H92ZM160 248V247H159ZM168 248V247H167ZM166 248V249H167ZM55 249V248H54ZM99 249V248H98ZM105 249H107V248H105ZM109 249H111V248H109ZM126 249V248H125ZM136 249V248H135ZM170 249V248H169ZM94 250V249H93ZM140 250V249H139ZM99 251V250H98ZM137 251V250H136ZM187 252V251H186ZM117 253H119V252H117ZM121 253V252H120ZM154 253V252H153ZM157 253V251L155 252V254ZM174 253V252H173ZM82 254V253H81ZM98 254V253H97ZM105 254V253H104ZM109 254H111V253H109ZM113 254H114V252H113ZM122 254V253H121ZM99 255V254H98ZM123 255V254H122ZM139 255V254H138ZM138 255H136V256H138ZM93 256V255H92ZM96 256V255H95ZM105 256V255H104ZM108 256V255H107ZM119 256V255H118ZM180 256V255H179ZM112 257V256H111ZM117 257V256H116ZM129 257V256H128ZM104 258V257H103ZM107 258V257H106ZM140 258V257H139ZM155 258V257H154ZM82 259V258H81ZM95 259V258H94ZM101 259V258H100ZM109 259V258H108ZM105 260V259H104ZM110 260V259H109ZM124 262V261H123ZM122 262V263H123ZM116 263V262H115ZM128 263V262H127Z\"/></svg>",
  "mask_w": 264,
  "mask_h": 264
}]
</instances>
